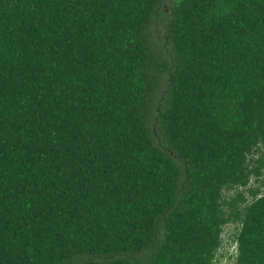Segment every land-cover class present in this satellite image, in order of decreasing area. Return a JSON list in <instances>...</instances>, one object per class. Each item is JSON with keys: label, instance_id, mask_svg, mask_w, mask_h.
I'll use <instances>...</instances> for the list:
<instances>
[{"label": "trees", "instance_id": "trees-1", "mask_svg": "<svg viewBox=\"0 0 264 264\" xmlns=\"http://www.w3.org/2000/svg\"><path fill=\"white\" fill-rule=\"evenodd\" d=\"M0 0V264H264V0Z\"/></svg>", "mask_w": 264, "mask_h": 264}, {"label": "rangeland", "instance_id": "rangeland-1", "mask_svg": "<svg viewBox=\"0 0 264 264\" xmlns=\"http://www.w3.org/2000/svg\"><path fill=\"white\" fill-rule=\"evenodd\" d=\"M170 2L171 0H158L157 2V7L148 25L151 34L149 41L151 43H154L153 41H158L159 45L162 43L159 37H162L163 34V14L168 11Z\"/></svg>", "mask_w": 264, "mask_h": 264}, {"label": "built area", "instance_id": "built-area-1", "mask_svg": "<svg viewBox=\"0 0 264 264\" xmlns=\"http://www.w3.org/2000/svg\"><path fill=\"white\" fill-rule=\"evenodd\" d=\"M232 233V229H230V227H226L224 228V232L222 233L221 236H223V240H222V243L221 245L218 247L217 249V252H222L223 255L219 256V259H218V264H225V258H226V255L230 252H232V245L229 246V242H232L233 240H230V236L229 234ZM223 261V262H221Z\"/></svg>", "mask_w": 264, "mask_h": 264}, {"label": "clouds", "instance_id": "clouds-1", "mask_svg": "<svg viewBox=\"0 0 264 264\" xmlns=\"http://www.w3.org/2000/svg\"><path fill=\"white\" fill-rule=\"evenodd\" d=\"M232 245V252H230L229 254L231 255V253H234L235 252V242L232 241V242H229V246Z\"/></svg>", "mask_w": 264, "mask_h": 264}]
</instances>
